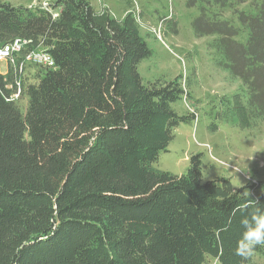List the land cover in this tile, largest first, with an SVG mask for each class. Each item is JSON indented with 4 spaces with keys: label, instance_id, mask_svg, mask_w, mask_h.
Segmentation results:
<instances>
[{
    "label": "trees",
    "instance_id": "1",
    "mask_svg": "<svg viewBox=\"0 0 264 264\" xmlns=\"http://www.w3.org/2000/svg\"><path fill=\"white\" fill-rule=\"evenodd\" d=\"M243 1L184 2L199 8L193 36L217 35L207 44L213 61L239 84L212 103L210 130L264 124V0L237 16L245 42L208 11ZM163 25L176 33L172 17ZM14 38L41 45L55 65H30L36 78L22 80L16 100L12 75L0 71V264H256L233 249L254 211L245 205L264 208L263 180L203 181L200 152L180 175L152 165L173 128L197 114L172 106L190 95L188 77L142 80L138 64L152 51L133 11L117 18L90 0L46 9L0 1V45Z\"/></svg>",
    "mask_w": 264,
    "mask_h": 264
},
{
    "label": "rangeland",
    "instance_id": "2",
    "mask_svg": "<svg viewBox=\"0 0 264 264\" xmlns=\"http://www.w3.org/2000/svg\"><path fill=\"white\" fill-rule=\"evenodd\" d=\"M12 5L48 4L52 0H0ZM96 8L106 7L114 17L121 18L133 11L141 24V33L152 51L151 56L141 60L138 73L144 83L156 78L169 79L185 76L191 79L190 95L172 104L179 114L195 111L197 117L183 122L172 130L173 139L166 151L161 150L152 164L174 174L185 173L192 154L201 155L203 181L216 176L229 177L234 187L246 182L264 181V124L254 129H242L229 123H219L216 130H210L212 123V103L220 96L233 94L239 84L229 81L225 71L218 69L213 61L211 49L207 44L217 35L194 37L191 20L199 8L186 7L185 0H90ZM260 0H244L225 6L208 8L209 14H218L239 27L236 37L245 42L247 30L240 24L237 16L240 11L256 14ZM172 17L177 22V31L164 32L163 21ZM155 30V31H154ZM163 31V33H162ZM6 62L0 61V71H5ZM27 77L30 82L36 78L35 69L29 68ZM196 71V80L192 70ZM27 98L21 100L25 106ZM252 261L264 264V254H254ZM205 264H219L206 257Z\"/></svg>",
    "mask_w": 264,
    "mask_h": 264
},
{
    "label": "built area",
    "instance_id": "3",
    "mask_svg": "<svg viewBox=\"0 0 264 264\" xmlns=\"http://www.w3.org/2000/svg\"><path fill=\"white\" fill-rule=\"evenodd\" d=\"M43 8H48V4L42 3ZM53 16H57V12L53 11ZM155 31V30H154ZM32 42L30 39L14 38L10 42L0 45V61L6 62V69L3 75H12L14 90L9 95L8 99H19L22 91V80L27 76L30 65L42 66L45 68H53L55 65L54 59L46 51L44 47H29Z\"/></svg>",
    "mask_w": 264,
    "mask_h": 264
},
{
    "label": "clouds",
    "instance_id": "4",
    "mask_svg": "<svg viewBox=\"0 0 264 264\" xmlns=\"http://www.w3.org/2000/svg\"><path fill=\"white\" fill-rule=\"evenodd\" d=\"M245 207H254V211L241 218V233L233 249L234 254L242 260L249 259L258 247L264 246V208L251 202Z\"/></svg>",
    "mask_w": 264,
    "mask_h": 264
},
{
    "label": "bare ground",
    "instance_id": "5",
    "mask_svg": "<svg viewBox=\"0 0 264 264\" xmlns=\"http://www.w3.org/2000/svg\"><path fill=\"white\" fill-rule=\"evenodd\" d=\"M3 74V73H2Z\"/></svg>",
    "mask_w": 264,
    "mask_h": 264
}]
</instances>
